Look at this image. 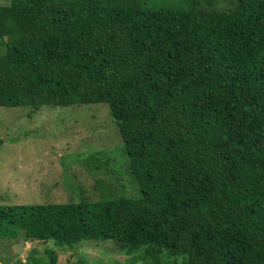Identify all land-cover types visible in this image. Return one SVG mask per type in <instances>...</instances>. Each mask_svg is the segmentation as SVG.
<instances>
[{"label":"trees","instance_id":"obj_1","mask_svg":"<svg viewBox=\"0 0 264 264\" xmlns=\"http://www.w3.org/2000/svg\"><path fill=\"white\" fill-rule=\"evenodd\" d=\"M91 103L107 104L135 193L96 181V200L0 204V238L110 240L126 264H264V0L0 4V106ZM26 257L7 264H59Z\"/></svg>","mask_w":264,"mask_h":264},{"label":"rangeland","instance_id":"obj_2","mask_svg":"<svg viewBox=\"0 0 264 264\" xmlns=\"http://www.w3.org/2000/svg\"><path fill=\"white\" fill-rule=\"evenodd\" d=\"M8 2L0 0V4ZM120 143L106 103L32 112L23 106H0V204L78 201L81 196L96 200L100 197L96 181L113 196L121 190L134 194L136 183L126 170ZM92 151L101 160L97 170L81 163ZM45 249L55 252L59 264H126L128 260L110 240L57 246L52 240L0 238V263L44 255Z\"/></svg>","mask_w":264,"mask_h":264}]
</instances>
